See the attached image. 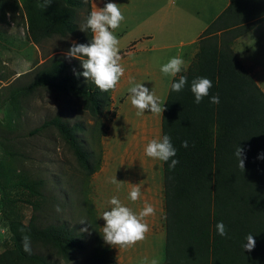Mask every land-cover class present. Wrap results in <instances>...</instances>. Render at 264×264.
<instances>
[{
	"label": "trees",
	"instance_id": "1",
	"mask_svg": "<svg viewBox=\"0 0 264 264\" xmlns=\"http://www.w3.org/2000/svg\"><path fill=\"white\" fill-rule=\"evenodd\" d=\"M20 2L27 37L35 44L75 34L80 13L84 23L92 11L91 0H52L44 9L39 7L42 0ZM263 19L264 0H229L200 34L193 61L171 80L172 83L184 75L188 83L180 92L171 91L169 86L163 104L162 136L171 137L177 150L172 159L179 163L172 169L171 160L162 162V264H264V91L232 46L235 39ZM91 38V31H84L77 43L87 44ZM82 71L72 70L61 54L52 56L22 74L27 81L8 88L6 99L17 110L22 98L40 88L69 93L96 118L110 96L92 81L86 82L82 75L74 74ZM197 77H207L213 85L199 104L191 92V82ZM214 95L219 96V104L210 103ZM47 127L58 132L89 175L99 168L101 153L93 165L92 152L82 138L86 126L81 121L70 123L55 115L29 133ZM185 140L187 148L181 147ZM0 145L6 147L5 142ZM237 146L243 150V171L235 156ZM7 154L13 156L14 152L8 149ZM42 187L41 179L0 160V209L11 238V246L0 252V264H80V255L86 251L85 236L64 222L44 221ZM11 188L24 189L30 197L26 201L34 214L27 223L13 215L8 197ZM220 221L226 226V237L216 231ZM249 234L255 240L251 251L243 249ZM25 235L31 240V254L22 250ZM87 254L83 264H118L106 255L99 236L94 237Z\"/></svg>",
	"mask_w": 264,
	"mask_h": 264
},
{
	"label": "rangeland",
	"instance_id": "2",
	"mask_svg": "<svg viewBox=\"0 0 264 264\" xmlns=\"http://www.w3.org/2000/svg\"><path fill=\"white\" fill-rule=\"evenodd\" d=\"M224 1L114 0L113 2L117 3L125 17L120 27L114 32L119 40V51L123 53L129 44L142 40L144 35H148L147 33H153L152 35L156 38L164 36L156 30V22L160 21L165 13L175 12L179 7L183 12H197L198 23V20L210 18L212 13L224 4ZM100 5V0H91L92 11L97 10ZM82 24H84L83 17L80 13L75 34L64 39L56 37L45 40L41 44H35L27 37L26 19L21 11L20 0H0V143L6 144V147L0 145V160L12 165L16 170L29 173L34 179L43 181V187L40 189L43 199L39 201L43 202L41 213L44 221L46 223L64 222L68 227H74L75 232H81L85 236L86 251L80 255V264L87 259L88 249L91 248L95 236H99L100 246L105 248L106 255H111L118 264H143L145 258L148 261L156 259L158 264H162L164 240L160 244H154L156 246L150 250L149 256H135L133 251H129L128 254H126L128 251L118 253L121 250L117 251L115 246L105 243L102 236V227L105 222L100 214L110 207L107 201L111 198V191L103 190V195L99 193L94 186V172L89 175L87 170L81 168L53 127H47L37 133H29L43 121L55 115L62 116L70 123L81 121L86 126L82 138L92 152L93 165L99 159L100 153L102 164L104 146L101 139L106 133L107 121L112 116L110 101L106 102L102 113L95 118L83 108L80 99L69 93L52 92L40 88L26 98H22L17 110H14L6 99L8 88L27 81L21 76L22 74L52 56L61 54L72 70H83L80 60L67 58L65 55L72 43H77L78 36L83 34L84 31L80 29ZM197 26L190 28V33L181 30L170 34L169 41L177 43L187 34L192 35ZM239 43L241 46H238ZM239 43L236 45L237 51L239 47L244 57H250V59L244 57L243 59L254 60L253 62L264 66V22L257 24L253 31H247L240 38ZM164 57L168 59L170 56L166 54L157 59L160 61V58ZM261 78H257V84L264 89V77ZM106 93L109 97L110 91ZM7 148L14 152L13 156L7 154ZM106 188L108 189L107 186ZM8 197L12 200L13 215L27 223L34 214L31 205L26 201L30 198L27 191L11 188ZM81 220L85 221L81 223ZM91 220H96V223ZM84 228H87V231H81ZM10 246V234L0 209V252Z\"/></svg>",
	"mask_w": 264,
	"mask_h": 264
},
{
	"label": "crops",
	"instance_id": "3",
	"mask_svg": "<svg viewBox=\"0 0 264 264\" xmlns=\"http://www.w3.org/2000/svg\"><path fill=\"white\" fill-rule=\"evenodd\" d=\"M113 1L100 0V7ZM228 3L229 0H225L224 4L217 11H214L210 18L198 20V23L196 20L197 12H183L179 7L175 12L165 13L163 17L161 16L160 21L156 22V30L164 36L156 38L152 35L153 33H147L148 35H144L142 40L132 42L123 53L120 52L122 57L120 63L125 72L115 90H110L112 116L107 121L106 133L101 139L104 154L102 164L100 163L101 166L93 173L94 186L102 195L103 190H110L111 197L117 196L122 204L136 213L143 208L144 202L147 201L154 206L156 214L145 218L150 228L146 238L131 248H117V251L121 250L118 253L128 251L126 252L128 254L129 251H133L135 256H149V252L154 246L160 244L162 240L165 243L163 164L161 161L153 160L144 154V148L150 140L162 137V116H155L149 110H145L142 116H137V110L130 103L128 89L134 84L141 83L149 91H154L161 103L164 104L173 77L162 74L161 65L172 57L181 56L188 67L197 52L200 34ZM185 14L187 16L184 17ZM153 22L155 25V20ZM144 24L146 23L144 22ZM195 25L198 26L192 35L187 34L177 43L169 41L170 34L181 30L190 33V28H194ZM255 27L249 31H253ZM242 36L235 39L232 45L233 50L257 83V78L262 79L261 77H264V66L253 62L254 60H249V56L244 57L240 53L239 47L237 51L236 45ZM238 46L241 44L239 43ZM166 54L170 56L168 59L167 57L160 58V61L157 59ZM243 57L249 59H243ZM262 90L264 91V89ZM114 178L119 181V191H117V185L111 182ZM132 184L141 186L142 195L136 202L128 199Z\"/></svg>",
	"mask_w": 264,
	"mask_h": 264
},
{
	"label": "clouds",
	"instance_id": "4",
	"mask_svg": "<svg viewBox=\"0 0 264 264\" xmlns=\"http://www.w3.org/2000/svg\"><path fill=\"white\" fill-rule=\"evenodd\" d=\"M51 3L52 0H42L39 7L44 9ZM124 19L125 17L120 8L114 2H107L103 7L91 11L84 24L80 26L82 31H91L92 38L90 42L87 44L73 42L65 54L67 58H76L81 62L83 71L81 73L74 72V74L82 75L86 81H92L102 92L115 90L125 72L120 63L122 57L119 51V40L114 35L115 30L120 27ZM186 69L187 64L181 56L170 58L160 67L161 73L170 77H176ZM187 83V77L180 75L178 80L171 83L170 89L173 92H180ZM212 86V81L207 77L193 79L191 92L195 98L194 102L201 103L203 98L209 95ZM128 91L130 93V103L137 110V116H142L145 110H149L155 116H162L163 103L154 91H149L141 83L134 84ZM219 102L218 95L210 97V103L219 104ZM181 147L187 148L188 141H182ZM176 151L171 142V137L166 134L150 140L144 148V154L153 160L165 163L171 160L169 168L172 169L179 163L177 159H172L176 155ZM242 155L243 150L237 146L235 156L238 160V167L243 171L244 159ZM111 182L117 185V191H119V181L114 178ZM141 195V186L136 184L131 187L128 199L136 202L141 198ZM107 204L110 206L108 210H104L100 214L105 222L102 227V236L105 243L118 249H128L146 238L150 228L145 218L156 214V209L152 204L145 201L143 208L138 213L122 204L117 196H112ZM84 221L81 220L80 222L83 223ZM81 231H87V228L81 229ZM216 231L222 237L227 236L226 226L222 221L217 222ZM246 241L243 244V249L253 250L255 247L253 235H247ZM21 246L25 253L31 254L32 247L29 236L22 237ZM143 264H158V261L156 259L148 261L145 258Z\"/></svg>",
	"mask_w": 264,
	"mask_h": 264
}]
</instances>
